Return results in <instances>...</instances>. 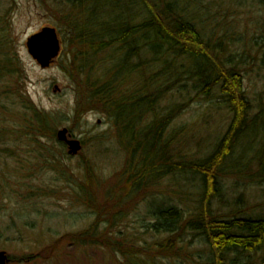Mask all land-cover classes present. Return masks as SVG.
Here are the masks:
<instances>
[{
	"label": "trees",
	"instance_id": "obj_1",
	"mask_svg": "<svg viewBox=\"0 0 264 264\" xmlns=\"http://www.w3.org/2000/svg\"><path fill=\"white\" fill-rule=\"evenodd\" d=\"M41 1L50 3L58 32L68 38L64 69L75 86L77 120L89 112L108 117L126 155L111 189L102 188L86 167L89 184L80 183L76 193L96 220L71 234L77 248H105L123 264H264V216L219 208L229 209L226 181L264 179V91L251 92L246 85L248 73L259 63L264 67V59L252 55L255 49L263 52L264 43L223 12L227 3L234 13L248 5L241 0ZM6 45L0 44V82L13 81L0 96L9 99L22 71ZM196 102L209 103L200 121L224 111L223 129L186 125L183 118ZM24 108L30 114L28 137L58 141L55 117L29 100ZM46 164L60 169L48 158ZM144 202L152 209L142 228L156 241L137 246L135 233L122 229L130 211Z\"/></svg>",
	"mask_w": 264,
	"mask_h": 264
},
{
	"label": "rangeland",
	"instance_id": "obj_2",
	"mask_svg": "<svg viewBox=\"0 0 264 264\" xmlns=\"http://www.w3.org/2000/svg\"><path fill=\"white\" fill-rule=\"evenodd\" d=\"M241 1L248 5L247 9H237L234 13L235 7L227 8V3L226 8L223 7L224 14L229 20H236L240 30L248 29L252 37L264 43L260 38L264 33V5L259 0ZM49 4L41 0H0V44H7L22 71L14 77L18 80L17 84L14 81L15 94L9 99L6 95L0 96V251L15 260L10 264H123L124 259L110 250L93 246L77 248L70 238L71 234L81 233L96 220L94 212L81 203L76 193L80 183L89 184L86 167H90L94 180L101 179V186L106 190L117 182L126 155L108 117L99 112L85 113L79 120L75 116V86L64 69L68 57L67 35L58 32L62 53L49 67L41 68L29 54L30 37L47 27L59 31L58 16L47 10ZM226 10L229 12L225 13ZM252 55L259 61L264 59V51L258 53L255 49ZM248 75L246 85L250 91L262 93L264 67L261 63ZM11 82L1 81L0 92ZM28 100L55 117L56 125L52 126L55 132L67 128L73 138L82 142L83 148L77 156H69L68 149L56 139H33L26 135L30 121H26V117L30 118V114L24 107ZM208 105L207 102L194 103L183 118L186 125L197 129L204 127L206 132L223 129L227 122L224 111L209 113L200 121L199 115ZM46 158L58 163L56 166L63 170L45 165ZM225 183L229 209L219 206L222 213L232 207L245 208L246 214L264 216L263 178ZM150 209L148 202L139 203L130 211L122 229L135 233L137 246H150L156 241L153 233L145 234L142 228L150 223L147 218ZM58 241L62 242L54 252ZM28 257H38V260L24 262ZM157 264L182 263L158 260Z\"/></svg>",
	"mask_w": 264,
	"mask_h": 264
},
{
	"label": "water",
	"instance_id": "obj_3",
	"mask_svg": "<svg viewBox=\"0 0 264 264\" xmlns=\"http://www.w3.org/2000/svg\"><path fill=\"white\" fill-rule=\"evenodd\" d=\"M27 48L41 68L49 67L61 52V41L57 30L52 27L44 28L28 39ZM57 139L68 146V154L71 156L78 155L82 150L81 141L72 138L67 128L57 132ZM10 262L9 255L5 251H0V264H10Z\"/></svg>",
	"mask_w": 264,
	"mask_h": 264
}]
</instances>
